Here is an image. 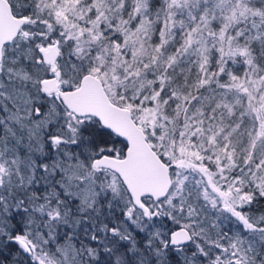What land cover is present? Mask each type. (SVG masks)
Masks as SVG:
<instances>
[{"label":"snow or ice","instance_id":"obj_1","mask_svg":"<svg viewBox=\"0 0 264 264\" xmlns=\"http://www.w3.org/2000/svg\"><path fill=\"white\" fill-rule=\"evenodd\" d=\"M0 264H264V0H0Z\"/></svg>","mask_w":264,"mask_h":264}]
</instances>
